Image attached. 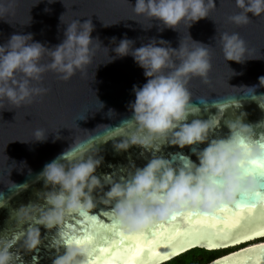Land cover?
Instances as JSON below:
<instances>
[{"label":"water","instance_id":"95a60500","mask_svg":"<svg viewBox=\"0 0 264 264\" xmlns=\"http://www.w3.org/2000/svg\"><path fill=\"white\" fill-rule=\"evenodd\" d=\"M128 3L134 5L135 0ZM128 3L125 0H53L52 3L14 0L9 12L0 17V45L12 35L31 34L33 42L54 47L63 40L65 25L75 19L83 23L88 18L94 25L91 35L101 44L94 48L92 64L83 73L78 72L64 83L54 73L47 72L43 85L50 89L48 95L37 98L31 105L17 108L5 104L0 109V244H12L13 264H53L57 256L64 254L58 232L79 234L88 223L75 214L68 215L61 226L51 230L37 222L47 208L46 197L53 190L40 174L46 164L61 154H66L61 161L66 167L89 157L101 160L95 173L101 187L94 193L95 207L90 214L97 215L98 223L110 224L112 220L107 213L112 205L104 200L103 192L112 184L127 183L136 169L143 168L154 158L166 160L177 172L194 170L199 163L198 154L207 147L205 143L181 149L169 145L167 140H155L144 146L131 144L133 137L143 135L129 108L135 100L132 89L134 85L145 84L146 79L131 57L108 63L109 57L114 55L111 51L114 45L110 43L113 37L119 42L127 36L137 48L151 40H164L176 49L180 41L191 45L189 34L192 40L209 46L210 83L204 84L199 78L190 81L192 101L186 122L208 121L211 141L228 139L231 135L228 126L241 121L253 128L255 146L264 144V88L258 84V78L264 76V16L249 14L250 23L238 27L227 20L238 11L234 0H215L216 8L210 17L190 29L181 25L177 31L161 30L162 25L157 21L147 29L151 22L134 16ZM5 6H8L7 0ZM225 31L240 34L247 43L248 58L253 60L238 64L224 59L219 35ZM47 62V57L41 61ZM249 88L254 89L251 94L247 93ZM202 99L206 104L200 103ZM78 115L84 118L76 121ZM37 128H43L48 134L46 142L33 141ZM125 142L129 143L127 150H114L115 144ZM256 178L262 184L260 192L264 193V176ZM242 199L245 196L238 197V202ZM261 226H264V205L257 204L254 214L231 231L228 239H213L207 229H201L188 242L182 235L167 249L168 252L179 250L177 254L163 262L157 260L156 264L166 263L195 248L220 251L247 244L207 264L247 254L250 249L264 244V241L251 243L264 237L244 239L253 236ZM177 227V224L171 225L165 237ZM34 230H39L41 243L35 251L29 252L24 240ZM210 239L219 247L210 249ZM238 239L243 242L236 243ZM120 252L123 255L125 250L122 248ZM146 256L147 251L143 254Z\"/></svg>","mask_w":264,"mask_h":264},{"label":"clouds","instance_id":"9594fccd","mask_svg":"<svg viewBox=\"0 0 264 264\" xmlns=\"http://www.w3.org/2000/svg\"><path fill=\"white\" fill-rule=\"evenodd\" d=\"M13 3L14 0H7L6 7L5 0H0V17L9 12ZM129 5L134 16L151 22L147 29L157 21L162 25L161 30L173 31L181 25L190 29L198 21L209 18L216 8L215 0H135L134 5ZM234 5L238 11L227 20L238 27L250 23L249 14L264 16V0H234ZM62 17H59L61 24ZM65 26L63 40L54 47L33 42L31 34L12 35L0 45V109L5 104L17 108L31 105L37 98L48 95L50 89L43 85L47 72L67 83L92 64L94 48L101 44L91 35L94 31L91 18L83 23L75 19ZM188 38L192 41L190 46L180 41L176 49L164 40H151L138 48L127 36L119 42L115 37L110 40L114 55L108 63L131 57L146 79L145 84L134 85L132 89L135 100L129 108L143 135L133 137L131 144L144 146L155 140H167L169 145L181 149L207 144L198 154L199 163L194 170L177 172L166 160L154 158L136 169L130 181L114 183L103 192L104 200L112 205L115 219L128 234L166 223L182 212L212 215L224 206H235L238 197L252 196L262 188L261 181L247 171L253 162L264 160V148L255 146L251 126L237 121L228 126L231 133L228 139L209 141L208 121L186 122L192 101L188 85L194 78L209 84L212 68L209 46L192 40L189 34ZM219 46L226 61L243 64L253 60L248 58L247 43L238 32L220 33ZM45 57L48 62L41 63ZM258 84L264 88V76L258 78ZM246 90L248 94L254 91ZM200 103L206 101L202 99ZM83 118L78 115L76 121ZM33 137L34 142L43 143L48 134L37 128ZM128 147L129 143H117L114 150ZM65 155L46 164L40 174L53 189L46 197L47 208L37 221L48 230L61 226L70 214H90L95 207L94 193L101 187L95 175L100 159L89 157L66 167L61 163ZM58 235L64 254L57 256L53 264H84L88 249L66 239L63 231ZM40 243V232L34 230L27 234L24 247L32 252ZM11 247V243L0 244V264H13ZM149 259L147 253L140 264H147Z\"/></svg>","mask_w":264,"mask_h":264},{"label":"snow or ice","instance_id":"6c2138e0","mask_svg":"<svg viewBox=\"0 0 264 264\" xmlns=\"http://www.w3.org/2000/svg\"><path fill=\"white\" fill-rule=\"evenodd\" d=\"M259 147L264 148V144ZM247 171L254 176H264V160L253 162ZM257 204L264 205V193L257 192L252 196H245V199L237 202L235 206H224L212 215H202L199 212L190 211L175 214L168 222L154 224L136 234L125 232L111 210L107 213L112 220L110 224L98 223L97 215H78L88 221L80 233L63 232L66 239L88 249V256L84 264H140L146 251L150 257L147 264H156L157 260L163 262L177 254L179 250L168 252L167 249L182 235L188 242L190 237L197 236L201 229H207L212 233L213 239H228V234L231 231L239 227L248 216L254 214ZM100 215H104V213H100ZM174 224L179 227L165 237L170 226ZM254 236L264 237V226H261L253 236H246L244 239H252ZM240 242L243 241L240 239L236 241V243ZM208 247L215 249L219 246L210 239ZM122 248L125 250L123 255L120 252ZM216 264H264V244L258 248L250 249L247 254H236L218 260Z\"/></svg>","mask_w":264,"mask_h":264},{"label":"trees","instance_id":"16d2710c","mask_svg":"<svg viewBox=\"0 0 264 264\" xmlns=\"http://www.w3.org/2000/svg\"><path fill=\"white\" fill-rule=\"evenodd\" d=\"M256 241L262 242L264 241V238ZM256 241H254V243ZM217 252L219 251H208L201 248H195L186 251L183 254L163 264H207L211 258H215Z\"/></svg>","mask_w":264,"mask_h":264},{"label":"flooded vegetation","instance_id":"af4514ba","mask_svg":"<svg viewBox=\"0 0 264 264\" xmlns=\"http://www.w3.org/2000/svg\"><path fill=\"white\" fill-rule=\"evenodd\" d=\"M256 242H259V241H256ZM248 244H251V243H248ZM246 245L247 244H244V245L239 246V247H235V248H230V249H226V250L219 251V252L216 253L217 255H215V258H213V259L211 258L210 261H212V260H214V259H216V258H218V257H220V256H222V255H224V254H226L228 252H231V251H234V250L239 249L241 247H244Z\"/></svg>","mask_w":264,"mask_h":264},{"label":"bare ground","instance_id":"6f19581e","mask_svg":"<svg viewBox=\"0 0 264 264\" xmlns=\"http://www.w3.org/2000/svg\"><path fill=\"white\" fill-rule=\"evenodd\" d=\"M260 237V236H259ZM252 239H254V238H252ZM249 240H251V239H249ZM260 240V239H259ZM256 241V240H255ZM251 243H254V241H251Z\"/></svg>","mask_w":264,"mask_h":264}]
</instances>
